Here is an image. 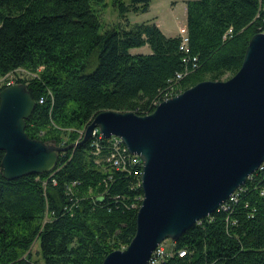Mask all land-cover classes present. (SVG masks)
Returning <instances> with one entry per match:
<instances>
[{"label": "trees", "instance_id": "trees-1", "mask_svg": "<svg viewBox=\"0 0 264 264\" xmlns=\"http://www.w3.org/2000/svg\"><path fill=\"white\" fill-rule=\"evenodd\" d=\"M101 1L0 0V78L17 68L34 73L16 79L36 103L26 134L77 142L58 153L50 170L13 180L2 176L0 151V264H33L22 256L36 238V264H102L126 247L143 198L141 160L98 133L80 142L84 128L100 111L146 115L169 90L175 95L205 78L233 75L250 38L264 31V0H186V63L179 36H166L154 22L100 33L92 3ZM149 3L118 0L115 6L124 19L130 11H148ZM144 45L149 53H130ZM117 150L130 157L124 169L110 160ZM170 249L173 255L160 264H264V163L228 210L219 207Z\"/></svg>", "mask_w": 264, "mask_h": 264}, {"label": "water", "instance_id": "water-1", "mask_svg": "<svg viewBox=\"0 0 264 264\" xmlns=\"http://www.w3.org/2000/svg\"><path fill=\"white\" fill-rule=\"evenodd\" d=\"M35 104L22 82L0 89L6 180L50 170L58 153L77 143L30 138L25 124ZM95 128L105 138L117 137L142 163L135 234L102 264H148L165 239L177 241L215 212L264 163V31L250 38L240 68L229 78L197 82L146 115L100 111L80 142Z\"/></svg>", "mask_w": 264, "mask_h": 264}, {"label": "rangeland", "instance_id": "rangeland-1", "mask_svg": "<svg viewBox=\"0 0 264 264\" xmlns=\"http://www.w3.org/2000/svg\"><path fill=\"white\" fill-rule=\"evenodd\" d=\"M117 1L118 0H103L98 3H92V8L96 11L99 17L100 33H102L107 28H111V27H115L117 29L120 27L131 28L136 23L147 22V21L148 22L155 21L166 36H177L179 35L180 28L182 26L186 27V4H185L186 0H150L148 11L146 12L130 11L126 14V17L124 19L119 17L118 9L115 6V2ZM121 1L125 3L129 2V0H121ZM149 52H150V48L147 45L130 49L131 54H139V53L146 54ZM41 68L42 67H40L39 69ZM21 73L22 75L25 74V72L24 73L21 72ZM13 75L17 77L18 73L16 72ZM227 78L224 77L220 80H225ZM1 80L4 79L0 78V81ZM204 80H211V79L205 78ZM174 92H175L174 90L167 91L165 93L166 94L165 97L168 96L170 98L174 96L172 95ZM66 129L68 131L71 130V128H66ZM59 145L65 146L63 142L60 143ZM227 200H229V198ZM172 243L173 242L170 239H165L163 241L162 246L164 249H166V251H169ZM124 248L125 247L118 249H124ZM39 250H40L39 240L36 238L32 242L29 248L28 251L29 254L23 255L22 258L30 257V260L33 261V264H36L34 260H38L41 257Z\"/></svg>", "mask_w": 264, "mask_h": 264}, {"label": "built area", "instance_id": "built-area-1", "mask_svg": "<svg viewBox=\"0 0 264 264\" xmlns=\"http://www.w3.org/2000/svg\"><path fill=\"white\" fill-rule=\"evenodd\" d=\"M231 32H232V29L229 28L227 30V33H231ZM178 36L180 38V46H179V48H180V50L182 52H184L186 54V56L184 58V62L186 61V63H187L188 62V58H189V55H188L189 54V47H188L189 38H188L186 27L182 26L180 28ZM192 61H196V57L192 58ZM185 69H187V67ZM20 71L23 72V73L25 72V74L22 75V73ZM16 72L18 73L17 77L13 75ZM185 73L186 72H184L183 74L182 73L178 74L177 78H182L185 75ZM32 76H34V73H32V72H30L28 70L22 69V68H17V69H15L13 71H10V72L6 73L4 76L1 77L4 80L0 81V86H2V85L3 86H9L11 84L16 83V79L17 78H22V79L26 78V79H28L29 77H32ZM168 98H169L168 96L165 97V99H168ZM39 102L42 103L43 102V98H40ZM97 133H98L100 138H103L102 134H100V132H99V130L97 128H95L92 131L91 136H95ZM111 138H113V140L115 142V145H116V143L123 144L117 137L111 136ZM123 147H124V150H122V151H127V149H126V147L124 145H123ZM119 152H121V150H117V155L114 154V156H112L110 158V160H111L112 164L116 168L124 169L126 163H128V157L123 155V154H121V153H119ZM240 189H241V187L238 190H236L233 195H231L229 197V200H226L222 204L221 208H223L224 210H228V208L230 207V203L233 202V201H236L237 192ZM162 244H163V242L153 252V255H152V257H151V259H150L148 264H159L162 260H164V259H166V258H168L169 256L172 255V253H173L172 250L170 249L169 251H166V249L163 248ZM184 255H185L184 251L178 252V256L179 257H183Z\"/></svg>", "mask_w": 264, "mask_h": 264}, {"label": "bare ground", "instance_id": "bare-ground-1", "mask_svg": "<svg viewBox=\"0 0 264 264\" xmlns=\"http://www.w3.org/2000/svg\"><path fill=\"white\" fill-rule=\"evenodd\" d=\"M188 37H189V36H188ZM29 91H30V90H29ZM34 100H35V99H34ZM28 119H29V118H28ZM28 136H29V135H28ZM112 140H113V139H112ZM58 157H59V156H58ZM129 158H130V157H129ZM129 158H128V159H129ZM137 159H139V158H137ZM56 164H58V163H56ZM55 168H56V167H55ZM42 174H43V173H42ZM229 208H230V207H229ZM229 208H228V209H229Z\"/></svg>", "mask_w": 264, "mask_h": 264}, {"label": "crops", "instance_id": "crops-1", "mask_svg": "<svg viewBox=\"0 0 264 264\" xmlns=\"http://www.w3.org/2000/svg\"><path fill=\"white\" fill-rule=\"evenodd\" d=\"M154 23L159 27V25L154 21ZM160 28V27H159ZM160 30H161V28H160ZM162 31V30H161Z\"/></svg>", "mask_w": 264, "mask_h": 264}]
</instances>
